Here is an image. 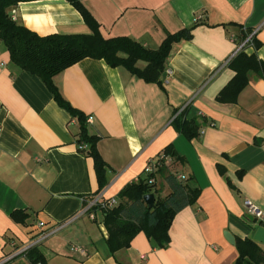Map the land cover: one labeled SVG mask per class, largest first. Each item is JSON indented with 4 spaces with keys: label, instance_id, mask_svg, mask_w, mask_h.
<instances>
[{
    "label": "crops",
    "instance_id": "0c3cea01",
    "mask_svg": "<svg viewBox=\"0 0 264 264\" xmlns=\"http://www.w3.org/2000/svg\"><path fill=\"white\" fill-rule=\"evenodd\" d=\"M81 1L104 38L128 37L156 50L169 33L190 29L191 37L172 44L163 89L94 58L52 78L73 108L93 118L87 130L98 137L106 163L101 187L92 157L78 150L77 118L58 106L38 76L12 63L0 41V260L83 211L36 245L44 264H235L237 248L224 232L235 243L253 238L258 223L246 200L264 214V79L249 72L235 102L222 103L217 95L235 75L229 60L249 34L255 32L260 45L247 44L245 52L264 62V0ZM12 10L16 23L40 36L90 33L66 0L19 1ZM186 107L184 117L198 125L193 138L172 124ZM167 145L179 157L167 171L185 175L199 190L195 203L175 214L166 247H154L141 231L128 248L110 252L104 212L91 219L87 201L102 194L120 202L121 189ZM154 190L161 197L170 192L160 174ZM18 209L28 214L24 223L10 217ZM5 264L33 263L25 254Z\"/></svg>",
    "mask_w": 264,
    "mask_h": 264
},
{
    "label": "trees",
    "instance_id": "16d2710c",
    "mask_svg": "<svg viewBox=\"0 0 264 264\" xmlns=\"http://www.w3.org/2000/svg\"><path fill=\"white\" fill-rule=\"evenodd\" d=\"M19 1L27 0H0V41L9 52L10 61L20 69L38 76L52 93L58 106L77 118L79 134L76 141L87 146L85 149L78 146V150L92 157L101 187L106 163L96 148L98 137L88 133L85 115L63 98L52 78L84 58H94L103 59L111 67L122 66L146 83L157 84L163 89L161 75L172 44L190 39V29L167 34L159 48L152 50L128 37H102L98 23L82 1L66 0L80 13L84 23L90 28V33L40 36L10 17L8 8ZM250 45L257 48L260 43L253 36ZM138 61H143L146 65L139 68L136 65ZM228 66L235 75L217 95V100L222 103L236 101L238 94L248 83L249 72L264 79V62L255 53L247 54L244 49L229 60ZM186 109L187 107L175 115L172 124L187 138H193L197 134L198 125L194 118L184 117ZM162 152L172 158L171 163L160 167L158 172L170 189L169 194L164 197L156 195L155 186L148 185L142 176L138 181L126 184L119 192L120 202L103 211V225L107 231L106 242L110 252L128 248L132 238L141 231L154 247H166L170 241L168 230L175 214L195 203L199 190L191 188L187 184L188 179H177L176 171H167V167L179 160L173 146L167 145ZM218 169L220 173L224 172L221 166ZM149 193L155 195L152 207H148L143 200V196ZM10 217L16 223H24L28 214L18 209L12 211ZM235 246L238 251L235 264H264V252L257 241L248 237L238 238ZM26 256L33 264L45 263L36 247L31 248Z\"/></svg>",
    "mask_w": 264,
    "mask_h": 264
},
{
    "label": "built area",
    "instance_id": "2783aa9c",
    "mask_svg": "<svg viewBox=\"0 0 264 264\" xmlns=\"http://www.w3.org/2000/svg\"><path fill=\"white\" fill-rule=\"evenodd\" d=\"M14 10L11 11L10 17L14 19ZM199 19V16L196 17V21ZM255 33V32H254ZM254 33L249 34L247 38L240 44L238 45L236 51L234 52V55L244 49L245 45L251 44V39L254 35ZM233 55V56H234ZM167 75L171 73V70H166ZM92 117L88 116L86 118V122L90 123L92 122ZM80 148L85 149L87 146L86 144H80ZM262 150L264 153V144L262 145ZM172 161V158L169 155L164 154L163 152L158 153L156 156L149 158L142 170V177H144V181L151 186H156L157 181H158V172L160 167L169 165ZM176 178L179 180H186V176L181 174V173H176L175 174ZM140 179V176L136 179L138 181ZM117 204V200L114 197H109V198H104L102 194H95L93 195L88 201L87 204L85 205L84 211L88 212V216L91 219L95 218V211L100 210V211H105L107 209H110L114 207ZM245 207H246V212L247 214L253 216V218L257 221L258 223V228H263L264 229V214L263 212L253 203L250 201L246 200L245 202ZM83 212V211H82ZM82 212H78L74 214L72 217L69 219L61 222L59 225H57L55 228L49 230V231H42L40 232L37 237L31 241L30 243L20 246V247H15V243H12L11 246L15 247L13 251L7 255H5L1 260L0 264H5L9 260H11L13 257L17 255H25L31 248L36 247L37 244H39L41 241L46 239L48 236L59 230L60 228L64 227L65 225L69 224L71 221H73L75 218L80 216ZM42 225V223H40ZM74 252H79L83 255H85L86 251L81 248V247H74L72 246L70 248ZM40 264V263H37Z\"/></svg>",
    "mask_w": 264,
    "mask_h": 264
},
{
    "label": "water",
    "instance_id": "95a60500",
    "mask_svg": "<svg viewBox=\"0 0 264 264\" xmlns=\"http://www.w3.org/2000/svg\"><path fill=\"white\" fill-rule=\"evenodd\" d=\"M154 198L155 197L153 193H149L143 196V200L148 207H152L154 205ZM224 237L229 243L235 244V238L229 232H224ZM252 239L257 241L258 243L260 242L264 244V229L260 227L257 228Z\"/></svg>",
    "mask_w": 264,
    "mask_h": 264
}]
</instances>
